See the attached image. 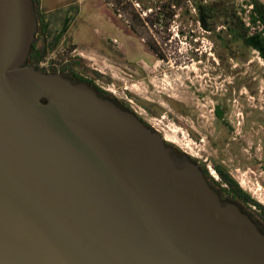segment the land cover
<instances>
[{
    "label": "water",
    "instance_id": "1",
    "mask_svg": "<svg viewBox=\"0 0 264 264\" xmlns=\"http://www.w3.org/2000/svg\"><path fill=\"white\" fill-rule=\"evenodd\" d=\"M33 0H0V264H264L201 164L85 83L29 65Z\"/></svg>",
    "mask_w": 264,
    "mask_h": 264
},
{
    "label": "rangeland",
    "instance_id": "2",
    "mask_svg": "<svg viewBox=\"0 0 264 264\" xmlns=\"http://www.w3.org/2000/svg\"><path fill=\"white\" fill-rule=\"evenodd\" d=\"M108 1L50 0L54 10L48 13L77 6L80 14L72 30L83 41L77 53L120 84V96H128L178 149L204 163L209 172L215 163L224 165L264 205V61L258 53H250L248 61L222 59L197 21L176 16L167 28L153 27L133 14L144 19L152 12L139 0L120 6ZM235 1L247 9L246 2ZM108 39H117L119 48L110 50ZM70 49L61 45L45 61H56L57 52ZM145 103L155 105L160 115H147ZM218 104L228 109L225 119L232 131L218 121Z\"/></svg>",
    "mask_w": 264,
    "mask_h": 264
},
{
    "label": "trees",
    "instance_id": "3",
    "mask_svg": "<svg viewBox=\"0 0 264 264\" xmlns=\"http://www.w3.org/2000/svg\"><path fill=\"white\" fill-rule=\"evenodd\" d=\"M33 1L39 29H44L45 33L50 36L54 35L52 30L56 24L52 17L55 13H48L43 7V0ZM112 1L120 6L127 0H109L107 3L110 5ZM139 1L144 10H152L144 19H141L140 13L137 14L133 11L136 18L143 24L148 22L153 27L167 28L176 16L191 18L197 21L216 43L220 58L224 59L226 56H230L238 61H248L249 54L257 52L264 61V3L260 0H251L250 3L253 8L249 9L248 12L247 10H241L235 0ZM73 8L79 12L77 6ZM192 9H195L196 14H192ZM115 14H119L117 8H115ZM60 39L61 37L57 39L53 36L48 41L44 40L41 44L35 43L29 58V65L46 73H58L55 69L46 70L41 68L40 63L45 61L49 54L57 49ZM227 111L228 109L220 104L215 107V115L218 121L232 131V125L225 119ZM167 144L172 145L168 142ZM192 159L199 162L193 157ZM200 163L210 185L218 191L222 199L239 205L243 212L247 213L264 232V205L245 191L224 165L214 164V169L219 177L217 181L211 176L207 166L201 161Z\"/></svg>",
    "mask_w": 264,
    "mask_h": 264
},
{
    "label": "flooded vegetation",
    "instance_id": "4",
    "mask_svg": "<svg viewBox=\"0 0 264 264\" xmlns=\"http://www.w3.org/2000/svg\"><path fill=\"white\" fill-rule=\"evenodd\" d=\"M74 6L75 5H72L68 10L63 12H55V15L52 17V19L55 20L56 24V26L52 30L54 35L50 36L49 34L45 33L44 29H39L35 42L36 44H41L44 40L48 41L51 37L54 36V38L57 39L58 37H61L58 47H60L61 45L71 46V49L68 53L67 50H63V52H57L55 59L56 61H49L48 67H40L46 70L55 69L58 73H61L64 76L70 78L75 83L87 84L88 86L93 88L100 96L109 98L117 106L135 113L147 126L155 128V126H152V123H150L143 116V113L139 112L133 105H131L134 103L132 102V100L128 99V96L126 98L120 96V91L122 89L120 84L115 83L113 79L109 77L105 72H103L100 68L96 67L95 65L89 64L85 59H83L85 58L83 54L77 53V50L80 48V44L83 41L78 36V33L76 34L72 30L74 26L76 27L78 23L77 18L80 14V11L77 12V10L73 8ZM116 42L117 39H108L110 50H117L119 48L115 45ZM145 104H142L144 112L147 115L157 118L158 113H156L155 110L156 106L151 103L146 105ZM157 130L164 136L168 143L172 144V146L178 150V148L174 145L175 141L169 140L165 136V134H163V132H161L159 129ZM178 151L180 152L181 150L179 149ZM181 152L191 155L186 151Z\"/></svg>",
    "mask_w": 264,
    "mask_h": 264
},
{
    "label": "built area",
    "instance_id": "5",
    "mask_svg": "<svg viewBox=\"0 0 264 264\" xmlns=\"http://www.w3.org/2000/svg\"><path fill=\"white\" fill-rule=\"evenodd\" d=\"M243 1L246 2V3H245V4H246L245 7L247 8V9H246L247 12L249 11V9H252V8H253V5L250 3L251 0H243ZM193 10L195 11V9H193ZM40 66H41V67H48V66H49V63L46 62V61H42V62L40 63ZM210 173H211L212 176H214L215 178L219 179L218 175L216 174L215 169H213L212 167H210Z\"/></svg>",
    "mask_w": 264,
    "mask_h": 264
},
{
    "label": "crops",
    "instance_id": "6",
    "mask_svg": "<svg viewBox=\"0 0 264 264\" xmlns=\"http://www.w3.org/2000/svg\"><path fill=\"white\" fill-rule=\"evenodd\" d=\"M50 0H43V7L48 11L51 12L52 10H54L53 5L49 4ZM261 2L264 3V0H260Z\"/></svg>",
    "mask_w": 264,
    "mask_h": 264
}]
</instances>
